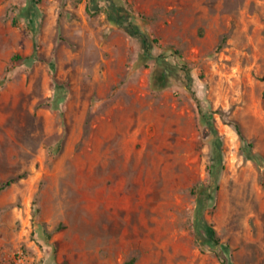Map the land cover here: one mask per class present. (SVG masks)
<instances>
[{
	"label": "rangeland",
	"instance_id": "obj_1",
	"mask_svg": "<svg viewBox=\"0 0 264 264\" xmlns=\"http://www.w3.org/2000/svg\"><path fill=\"white\" fill-rule=\"evenodd\" d=\"M263 76L264 0H0V183L63 264H264Z\"/></svg>",
	"mask_w": 264,
	"mask_h": 264
},
{
	"label": "crops",
	"instance_id": "obj_2",
	"mask_svg": "<svg viewBox=\"0 0 264 264\" xmlns=\"http://www.w3.org/2000/svg\"><path fill=\"white\" fill-rule=\"evenodd\" d=\"M4 192L8 203L12 204L17 199L20 203V207L14 205L10 218L5 220L3 227L0 228V253H3V259L8 261L5 264H11L10 249L17 246H21L33 258L34 264H63L77 255L80 234L68 230L52 233V227L47 224V218L41 213L37 217V224H32L29 187H21L15 183ZM65 245L71 253L64 252Z\"/></svg>",
	"mask_w": 264,
	"mask_h": 264
},
{
	"label": "trees",
	"instance_id": "obj_3",
	"mask_svg": "<svg viewBox=\"0 0 264 264\" xmlns=\"http://www.w3.org/2000/svg\"><path fill=\"white\" fill-rule=\"evenodd\" d=\"M116 20L122 27H125L128 30L133 31V28L130 24L125 25V23L123 22L124 20H122V17L116 16ZM132 35H135V34L132 32ZM261 80L264 82V76L261 78ZM152 87H153V89L159 90V91L164 90L168 87V76H167L166 71H164L162 69H156L154 71V78H153V82H152ZM263 95H264V92H263ZM235 130H236L237 134L239 135V137H241V139H242V135H241V132H240V129L238 126H235ZM24 177H25L24 174H20V175H17L15 177L7 179L6 181H3L2 183H0V192L8 189L11 185L17 183L19 180L23 179ZM208 197L210 198V200L212 199V195H210ZM200 201L202 202V199H200ZM206 228H207L206 229L207 234H209L210 237L214 238V236H213L214 230L211 227H206ZM129 264H132V262H130Z\"/></svg>",
	"mask_w": 264,
	"mask_h": 264
},
{
	"label": "built area",
	"instance_id": "obj_4",
	"mask_svg": "<svg viewBox=\"0 0 264 264\" xmlns=\"http://www.w3.org/2000/svg\"><path fill=\"white\" fill-rule=\"evenodd\" d=\"M11 264H34V260L21 246H17L11 256Z\"/></svg>",
	"mask_w": 264,
	"mask_h": 264
}]
</instances>
